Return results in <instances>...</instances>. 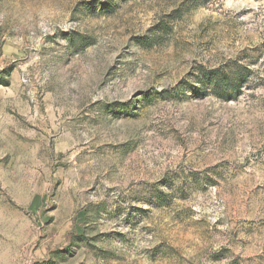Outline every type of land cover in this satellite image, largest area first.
Wrapping results in <instances>:
<instances>
[{
	"label": "rangeland",
	"instance_id": "obj_1",
	"mask_svg": "<svg viewBox=\"0 0 264 264\" xmlns=\"http://www.w3.org/2000/svg\"><path fill=\"white\" fill-rule=\"evenodd\" d=\"M0 264H264V0H0Z\"/></svg>",
	"mask_w": 264,
	"mask_h": 264
},
{
	"label": "trees",
	"instance_id": "obj_2",
	"mask_svg": "<svg viewBox=\"0 0 264 264\" xmlns=\"http://www.w3.org/2000/svg\"><path fill=\"white\" fill-rule=\"evenodd\" d=\"M231 83H232V84L230 85V88H229V90H230V89H232V88H233V89H236V88H238V87H236V85H238V83H237V81H236V82H234V78L231 80ZM234 85H235V86H234ZM226 95H228V94H226Z\"/></svg>",
	"mask_w": 264,
	"mask_h": 264
}]
</instances>
